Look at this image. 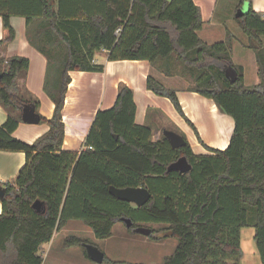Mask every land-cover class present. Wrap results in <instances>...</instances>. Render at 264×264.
<instances>
[{"label":"trees","instance_id":"1","mask_svg":"<svg viewBox=\"0 0 264 264\" xmlns=\"http://www.w3.org/2000/svg\"><path fill=\"white\" fill-rule=\"evenodd\" d=\"M12 15L26 19L28 42L46 58L43 90L54 109L50 118L40 115L48 130L32 143L14 137L22 104L33 103L36 110L38 104L21 96L17 85L29 59L0 57V104L8 112L0 125V149L25 154L16 176L0 182L4 188L0 264H42L41 246L69 219L82 220L102 239L111 235L120 217L133 221L129 229L137 221L167 224L163 230L171 229L177 244L161 264H237L242 253L240 228L252 225L264 264L263 12L250 5L236 18L255 55L260 80L252 85L244 83L243 67L231 58L229 31L213 43L200 38L202 18L193 0H0L5 31L0 47L15 37ZM101 50L108 51L109 60L159 62V68L166 71L174 64L179 66L181 75L192 79L190 91L212 99L222 113L232 117L234 127L227 146L217 149L202 143L208 153H195L188 142L171 148L162 133V139L152 140L150 127L135 122L133 90L120 83L113 106L95 113L85 148L78 153L63 150L62 109L69 71L101 72L103 65L92 62ZM226 66L236 70L234 82L225 76ZM146 87L167 97L195 130L175 89L151 75ZM182 155L190 170L167 171ZM109 186H143L151 198L137 207L112 196ZM36 199L44 203V213L32 208ZM84 243L71 235L63 245L81 246L87 257Z\"/></svg>","mask_w":264,"mask_h":264},{"label":"crops","instance_id":"2","mask_svg":"<svg viewBox=\"0 0 264 264\" xmlns=\"http://www.w3.org/2000/svg\"><path fill=\"white\" fill-rule=\"evenodd\" d=\"M193 1L200 10L202 28L198 31V35L203 41L213 43L223 40L228 31L231 33V58L235 64L243 67L245 83L247 66L250 64L253 68L252 71L257 73V64L254 52L247 47V37L238 27L236 18L241 10L246 11L250 5L255 11L264 13V0H230V3L226 4L224 0ZM10 23L15 30V37L10 43L0 47V57L19 55L29 59L28 69L17 78L20 95L35 100L38 104L36 110L38 114L50 118L54 104L43 90L46 58L28 42L26 19L23 16L12 15ZM201 33L207 39L201 37ZM4 36L5 31L0 17V39ZM262 41L264 43V36H262ZM235 46H241L235 52L237 53L236 56L240 55L238 56L239 62H236L233 58L232 50ZM247 49L252 54L244 57L245 51H249ZM92 62L103 65V70L101 72L69 71L71 80L67 87L62 109L65 125L63 150L78 153L85 148V137L93 122L95 113L99 109H107L113 106L120 83L126 84L133 90V98L136 104L135 122L150 127L152 140L160 139L162 130L167 129L169 124H181L182 116L176 112L171 101L167 97L156 95L147 89L146 79L148 75L153 76L165 86L176 90L184 114L193 123V118L197 116V113H200V110L205 109V106L208 109L217 111L211 99L190 91L187 86H177L173 77L178 76L173 75L172 66H170L169 71H166L159 68V62L150 63L148 60L127 59L109 60L108 51L106 50L97 52ZM183 79L186 80L184 77ZM7 115V110L0 104V125L6 121ZM47 130L48 124L45 122L26 123L21 120L12 134L26 143H32ZM229 139L221 141L219 148H217L224 149ZM194 144L197 145L198 142ZM189 145L195 153H208L204 148L196 151L194 150L195 145ZM24 163V152L0 149V182L11 181ZM1 212L2 205L0 201Z\"/></svg>","mask_w":264,"mask_h":264},{"label":"rangeland","instance_id":"3","mask_svg":"<svg viewBox=\"0 0 264 264\" xmlns=\"http://www.w3.org/2000/svg\"><path fill=\"white\" fill-rule=\"evenodd\" d=\"M224 2L225 4L228 2L230 3V0H224ZM200 35L204 37V39H207L202 33ZM239 48H241V46H235L232 50L233 58L236 62H239L238 56L240 55L236 56L237 53L235 52ZM250 52V50L245 51L244 57H246V55L250 56V54H252ZM172 68L173 75L176 74L178 76L173 77L177 86L190 87L193 85L190 76L184 77L181 75L179 66L177 67V65L174 64ZM252 69L253 68L249 64L245 73V83L247 85H252L260 80L258 73H256V71L253 72ZM183 77L186 78V80L183 79ZM215 106L217 108L216 104ZM176 112L178 113L177 110ZM193 119L194 123L190 119L189 120L193 123L196 132L183 117L181 124H169L167 127L182 135L189 144L195 145L194 143L198 142L194 148L196 151H200V149L204 148L202 143L213 148H219L221 141L227 138L229 139L232 134L234 127L232 117L222 113L218 108L217 111H215L205 106V109L200 110V113H197V116ZM160 138L162 139L161 134ZM136 224L137 226L151 228L153 230V235H144L135 232L133 229H129L124 222L117 221L112 226L111 235L99 239L94 236L91 228L82 220L69 219L62 229L54 232L49 242L41 246L40 254L42 256V264H110V261H124L130 264H161L163 258L173 252L177 244V238L166 236L156 239L154 237L159 231H163V227H166L167 224L145 221H137ZM239 233L242 253L237 264H261L254 240V227L252 225L243 226L240 228ZM71 235L84 239L85 243L96 245L105 254L108 261L98 263L91 260L85 256L81 246L64 247V239Z\"/></svg>","mask_w":264,"mask_h":264},{"label":"water","instance_id":"4","mask_svg":"<svg viewBox=\"0 0 264 264\" xmlns=\"http://www.w3.org/2000/svg\"><path fill=\"white\" fill-rule=\"evenodd\" d=\"M171 1V0H167ZM244 10H241L240 14H243ZM225 76L229 79L230 82H234L237 78V72L232 66H226L224 69ZM1 77V74H0ZM21 120L26 123H38L40 121V115L36 111V107L33 103H24L21 106ZM162 135L165 137V139L170 144L171 148L176 149L179 147H183L186 145L187 140L180 134L170 130V129H163ZM115 139H117V135H113ZM191 165L188 162L187 158L185 156H180L175 161L171 162L168 167L167 171H179L181 173L187 172L190 170ZM109 193L117 198L118 200L125 201L131 204H134L135 206L139 207L147 203L151 198V193L148 191L147 188L143 186L138 187H124V188H117L115 186H109L108 188ZM4 195V188L0 185V198ZM32 208L37 213H44L45 212V206L44 203L36 199L32 203ZM119 221H122L125 223V225L130 228L133 224V221L128 217H120ZM135 232L144 234V235H150L152 233V229L149 227H143V226H135L132 228ZM172 230L171 229H164L163 231H159L157 234H155V238H162L166 236H172ZM85 248V252L88 258L91 260L101 263L104 260V253L94 244L91 243H84L83 244Z\"/></svg>","mask_w":264,"mask_h":264},{"label":"built area","instance_id":"5","mask_svg":"<svg viewBox=\"0 0 264 264\" xmlns=\"http://www.w3.org/2000/svg\"><path fill=\"white\" fill-rule=\"evenodd\" d=\"M120 31V27H118L116 30H115V34H118ZM88 149H91L92 147L90 145L86 146Z\"/></svg>","mask_w":264,"mask_h":264}]
</instances>
